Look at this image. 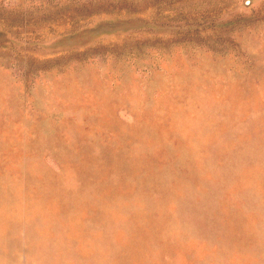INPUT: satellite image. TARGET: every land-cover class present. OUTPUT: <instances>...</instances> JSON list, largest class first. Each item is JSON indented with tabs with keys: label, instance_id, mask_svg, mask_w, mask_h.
Wrapping results in <instances>:
<instances>
[{
	"label": "rangeland",
	"instance_id": "rangeland-1",
	"mask_svg": "<svg viewBox=\"0 0 264 264\" xmlns=\"http://www.w3.org/2000/svg\"><path fill=\"white\" fill-rule=\"evenodd\" d=\"M0 264H264V0H0Z\"/></svg>",
	"mask_w": 264,
	"mask_h": 264
}]
</instances>
